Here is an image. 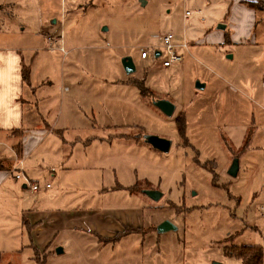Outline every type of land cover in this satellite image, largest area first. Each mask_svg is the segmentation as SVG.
Masks as SVG:
<instances>
[{
    "label": "rangeland",
    "instance_id": "obj_1",
    "mask_svg": "<svg viewBox=\"0 0 264 264\" xmlns=\"http://www.w3.org/2000/svg\"><path fill=\"white\" fill-rule=\"evenodd\" d=\"M185 1L0 0L9 46L30 48L28 60L38 55L32 82L50 92L47 120L90 140L87 171L47 176L46 194L22 191V182L6 189L0 264H242L225 248L264 245V11L248 6L264 0L241 2L251 23L240 14L217 21ZM168 31L180 42L196 35L181 68L140 60ZM223 35L222 45L212 41ZM48 38L62 44L49 47ZM125 57L136 66L128 83L141 90L125 84ZM160 99L175 106L171 117L153 106ZM142 135L170 140L169 151ZM20 201L29 227L15 215ZM164 221L175 229L159 233Z\"/></svg>",
    "mask_w": 264,
    "mask_h": 264
},
{
    "label": "crops",
    "instance_id": "obj_2",
    "mask_svg": "<svg viewBox=\"0 0 264 264\" xmlns=\"http://www.w3.org/2000/svg\"><path fill=\"white\" fill-rule=\"evenodd\" d=\"M242 1L245 0H186L185 2L196 7L195 13L199 14L202 10L214 12V15L219 17L217 21L223 15L226 17L230 14L229 19H233L234 14H240L242 18H245L246 15L247 21L251 23L248 14L251 16L252 11L247 9L241 3ZM188 10L190 11V9ZM1 30L2 27L0 26V163L3 166V169L0 170V201L5 198V200L9 199L11 203L13 194L8 193L6 189L14 188L17 182L21 183V181L13 179V169L21 171L32 183L38 184L39 180L43 179L42 183L44 184L41 185L40 189L46 194L51 188L46 182L47 176L55 178L59 177L61 173L73 172L77 168L86 171L89 169L86 151L90 140L87 135L84 138L76 134L72 135V127L69 123L59 125L56 121L50 123L47 120V112H49L52 104V98L49 97L50 92L44 89V81H41V84H33L32 82L35 59L38 55L36 56L35 53L29 60L26 59L24 52H30L31 49L9 46L12 41L11 33L6 32L4 34ZM217 31L221 30L218 29ZM195 37L196 35L189 31L183 36V41L191 44ZM224 38L223 35V37L213 38L212 41L219 46L224 43ZM175 40L179 43L182 42L176 37ZM230 40L232 41L231 37ZM159 48L160 43L158 46L151 47V50ZM145 49L148 48L140 49V53ZM140 60L144 59L140 58ZM183 64L161 70H177ZM125 75L127 76L125 84L136 87L128 83L132 74L127 75L125 73ZM61 81L63 82L64 79L61 78ZM48 85L51 86L52 84L49 83ZM115 138L118 136L116 135ZM4 146L8 147L12 158H5L1 149ZM78 150H81V154H85L83 159H74V153ZM46 185L49 187L47 188ZM20 188L22 191L30 190L23 182ZM57 192L59 191H56V194L54 192V194L57 195ZM31 193L38 194V191ZM49 195L53 198V193ZM23 204L24 202L20 201L15 215H21L20 221L27 225L29 222L24 219L27 209L26 204L25 207L22 206ZM36 225L37 230L39 224L36 222Z\"/></svg>",
    "mask_w": 264,
    "mask_h": 264
},
{
    "label": "water",
    "instance_id": "obj_3",
    "mask_svg": "<svg viewBox=\"0 0 264 264\" xmlns=\"http://www.w3.org/2000/svg\"><path fill=\"white\" fill-rule=\"evenodd\" d=\"M217 29L224 30L225 26L218 25ZM158 56H159V53H156L155 57H158ZM229 58H231V56H229ZM121 64H122L124 72L127 75L133 74L136 70L135 65H134V63L130 57L123 58L121 61ZM195 88L197 90L202 91V90H204L205 85L200 83V82H196ZM152 104L155 108H157L161 113H163L167 117H171L175 111V106L171 102H169L168 100H164V99L155 100L152 102ZM142 138H143L145 143H147L153 149H155L159 152L167 153L170 149L171 141L168 139L161 138V137H158L155 135H145ZM237 171H238V159L235 158L232 161V164L229 168L228 174L230 176L234 177L237 174ZM143 194H145L148 198H150L153 201H158L162 197V194L160 192L154 191V190H145L143 192ZM174 229H175V227L172 226L167 221H164L163 223H161L157 228L159 233H164V232H167L169 230H174ZM56 252L60 253L62 251H61V249H57Z\"/></svg>",
    "mask_w": 264,
    "mask_h": 264
},
{
    "label": "built area",
    "instance_id": "obj_4",
    "mask_svg": "<svg viewBox=\"0 0 264 264\" xmlns=\"http://www.w3.org/2000/svg\"><path fill=\"white\" fill-rule=\"evenodd\" d=\"M192 13V12H191ZM189 11H186L184 14L185 19L188 18V16L191 15ZM158 40L160 42V48L159 49H152L151 52H149V49H145L141 51L140 58L141 59H154L160 61V66L162 69H169L173 66L181 65L184 62V56L183 52L188 51V45L185 41H182L181 43L176 42L175 35L168 31L158 37ZM48 44L49 47H52V44H62L61 40H57L53 42L50 38H48ZM62 50V49H61ZM159 53L158 57H155V54ZM13 179L16 181L23 182L26 186L29 187L30 191L33 193H36L39 191L38 184L32 183L27 176H25L21 171H18L16 169H13ZM48 188L49 185H46Z\"/></svg>",
    "mask_w": 264,
    "mask_h": 264
},
{
    "label": "trees",
    "instance_id": "obj_5",
    "mask_svg": "<svg viewBox=\"0 0 264 264\" xmlns=\"http://www.w3.org/2000/svg\"><path fill=\"white\" fill-rule=\"evenodd\" d=\"M263 1H260L259 6L255 7L251 3H248L249 8L259 11H264L263 8ZM24 78V73H23ZM26 79V75H25ZM137 88L140 89L138 86L139 84L133 82ZM141 90V89H140ZM3 169L2 164L0 163V170ZM28 225V224H27ZM31 226V225H29ZM225 254L229 257H234L242 262V264H263L264 258V245H241V246H233L231 249L225 248Z\"/></svg>",
    "mask_w": 264,
    "mask_h": 264
},
{
    "label": "flooded vegetation",
    "instance_id": "obj_6",
    "mask_svg": "<svg viewBox=\"0 0 264 264\" xmlns=\"http://www.w3.org/2000/svg\"><path fill=\"white\" fill-rule=\"evenodd\" d=\"M165 100V99H164ZM151 102H153V101H151ZM143 137V135L141 136V138ZM142 140H143V138H142ZM144 141V140H143Z\"/></svg>",
    "mask_w": 264,
    "mask_h": 264
}]
</instances>
